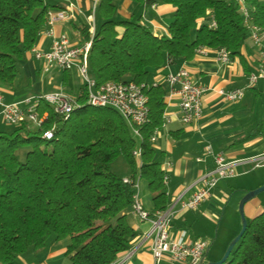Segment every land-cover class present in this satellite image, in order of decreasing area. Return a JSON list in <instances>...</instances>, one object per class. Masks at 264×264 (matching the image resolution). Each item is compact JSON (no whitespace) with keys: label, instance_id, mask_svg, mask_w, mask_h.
<instances>
[{"label":"trees","instance_id":"16d2710c","mask_svg":"<svg viewBox=\"0 0 264 264\" xmlns=\"http://www.w3.org/2000/svg\"><path fill=\"white\" fill-rule=\"evenodd\" d=\"M162 1L174 7L168 36L154 35L137 21L115 20L111 0L99 1L101 24L88 54L97 84L147 83L168 60H189L200 47L239 56L249 41L234 0ZM245 2L253 22L264 29V1ZM49 8L46 0H0L1 85H13L18 62L34 47ZM212 19L215 27H209ZM80 33L88 39L87 26ZM165 93L162 85L146 89L149 114L138 145L115 110L85 103L83 87L75 99L80 106L67 119L40 103L39 113L47 116L39 127L23 122L0 131V264H18V257L39 253L51 238L68 239L64 254L70 264H111L129 250L138 235L130 224L135 188L112 172L110 163L123 156L132 176L138 168L152 192L153 211L167 209L165 174L150 140L162 125ZM52 125L53 137L41 138ZM136 147L138 160L132 154ZM21 148L28 149L23 161L17 157ZM246 220L224 264H264V208Z\"/></svg>","mask_w":264,"mask_h":264},{"label":"crops","instance_id":"0c3cea01","mask_svg":"<svg viewBox=\"0 0 264 264\" xmlns=\"http://www.w3.org/2000/svg\"><path fill=\"white\" fill-rule=\"evenodd\" d=\"M99 1L46 0L50 4L49 10L69 8L71 5L75 17L53 24L51 35L47 33L48 25L46 24L38 35L34 47L26 53L24 59L18 62V74L21 80L27 81L26 90L34 89L35 95H40L39 93L44 89L43 78H41L44 71L41 68V61L34 57L32 50L49 49L53 37L61 34L66 35L73 45L82 44L86 40H83L80 28L87 26L88 30L87 19L92 11L95 32L100 27L101 19L97 13ZM111 2L114 5L115 20L137 21L140 25L149 27L154 35L168 36V26L173 20L172 5L162 0H111ZM117 31L121 33L122 30L118 28ZM182 67L188 70L195 83L211 90L206 91L202 96L200 119L189 124L179 120V99L176 96L165 95L166 106L162 116V119L164 117L165 119L162 120V125L157 129L152 141L155 149L154 159L160 161L164 171L167 208L173 210L168 227L169 236L175 241L187 244L197 238H204L211 244L215 231L222 222V210L226 201L234 195L235 191H239L242 197L247 190L264 184V165L254 167L248 160L249 157L264 153V79L260 78L254 85L247 86L249 74L255 72L257 67L256 56L250 42L247 41L240 50V55L230 57L226 64L217 61L213 53L207 55L195 53L189 60H176L167 66L164 64L153 70L148 76L147 83L151 84L154 80H158L167 91L168 86L163 76L168 72H176ZM53 69L59 68L52 67L48 72ZM61 71L62 78L55 87L64 92L68 78L76 71ZM38 79L40 81L35 83L36 88L32 87V83ZM52 79L53 75L48 80ZM220 88H243L244 94L239 101H226L215 92ZM29 97L32 96L16 91L14 85H0L2 103L21 102ZM7 129H10L9 125L0 117V131ZM205 146H210L213 152H222L227 160L240 159L241 161L234 166L235 175L221 180L212 190L211 196L201 202L196 209H181L179 201L188 199L200 186V176L213 168L211 156L204 154ZM198 157L199 160H197ZM119 176L135 181V192L140 205L144 210L152 212L154 210L152 192L148 182L139 176L138 168L134 176L130 169H125ZM233 179L237 186L228 183ZM221 182L224 184L221 185ZM263 201L254 197L244 204L243 211L246 219L254 217L263 210ZM130 224L138 235L126 251L131 254L125 264H156L149 248L150 238L145 237L150 229V223L140 220L130 212ZM234 227L237 229V224ZM67 244V238L59 241L51 238L39 253H28L20 257L21 263L70 264L68 256L64 254ZM217 259L219 257L209 260ZM157 264L189 263L170 262L167 257H164Z\"/></svg>","mask_w":264,"mask_h":264},{"label":"built area","instance_id":"2783aa9c","mask_svg":"<svg viewBox=\"0 0 264 264\" xmlns=\"http://www.w3.org/2000/svg\"><path fill=\"white\" fill-rule=\"evenodd\" d=\"M234 1L243 16L244 25L248 30V40L257 59L255 72L250 73L247 78V86H252L258 79H264V29L253 22L252 14L245 0ZM46 15L47 33L50 35L52 34L51 27L53 24L75 17L74 9H72L71 5L69 8L48 10ZM87 25L88 39L82 44L73 45L66 35L61 34L53 37L49 49H33V55L37 60L41 61L43 71H48L52 67H57L63 71H76L84 81L85 103L92 107L115 110L127 123L132 134L137 139H141L139 129L148 121L149 114L146 89L150 86L157 87L160 82L154 80L149 84L133 81H105L97 84L88 68V54L91 42L95 36L93 11L87 19ZM209 27H215L213 19L210 21ZM208 53H213L215 59L222 64H226L230 60V54L225 48L211 50L200 47L196 49V54L207 55ZM169 63L170 61L168 60L165 66ZM163 78L168 86L165 95L176 96L179 99V120L184 124H189L200 119L202 115V96L211 89L195 83L191 79L188 70L183 67L176 72L166 73ZM215 92L222 99L233 102L239 101L244 94L243 88H220L216 89ZM40 103L49 105L53 113L60 115L63 119H67L80 106L79 102L70 99L62 90H57L43 95H35L21 102L2 103L0 100V117L5 123L11 125L29 122L39 127L47 116L46 111L39 113L38 107ZM53 129L54 125L44 130L41 133V138L51 139L53 137ZM156 132L157 130L153 132L150 138L151 141H154ZM132 154L136 159H139L140 148L136 147ZM204 154L211 156L214 164L213 168L200 176V186L188 199L179 201V208L181 209H196L201 202L211 196L212 190L221 180L235 175L234 166L241 161L240 159L227 160L222 152H213L210 146H205ZM199 159L198 157L197 160ZM248 160L253 163L254 167H261L264 165V153L249 157ZM165 180L166 177L164 176V182ZM123 181L133 183L136 189L134 180L124 178ZM131 213L140 220L150 223V229L145 237L150 238L149 248L156 264L164 257H167L170 262L197 264L204 257L205 251L210 245L207 239L197 238L192 243L187 244L175 241L169 236L168 227L173 216L171 208L148 212L140 205L135 192L131 204ZM130 254V252H126L111 264H125Z\"/></svg>","mask_w":264,"mask_h":264},{"label":"rangeland","instance_id":"374dc122","mask_svg":"<svg viewBox=\"0 0 264 264\" xmlns=\"http://www.w3.org/2000/svg\"><path fill=\"white\" fill-rule=\"evenodd\" d=\"M52 75H53V79L49 81L48 79ZM20 77L21 76L18 74L13 84L15 86L16 91L25 92L26 95L35 96V90L34 89L26 90L25 85L27 84V81L23 79L21 80ZM41 78H43L44 89L39 94L43 95L45 93L58 90V88H56L55 86L58 84V82L62 78V71L60 69H53L52 71H49V72L44 71L42 72ZM39 81L40 80L38 79V81L33 82L32 87L36 88L35 83ZM83 85H84V81L80 77V75L77 72H73V74H71L70 77L68 78V83L66 85V88L64 89V92H66V94L70 97V99L75 100L77 96L79 95V89L83 87ZM6 124L9 125L10 128L13 127L11 124H8V123ZM31 126L35 127V125L33 124H31ZM136 143L138 145L139 139H137ZM27 150H28L27 148H21L17 151V157L20 161H23L24 154ZM125 169L129 170L127 162L125 161L123 156L116 157L110 163V170L114 172L115 174L120 175ZM228 183L234 186L235 185L237 186L234 179L228 181ZM222 184H224V182H221V185ZM255 188L256 187L252 189H255ZM252 189H249V190H252ZM240 198H241L240 192L235 191L234 195H232V197H230L229 200L226 201V204L224 205V208L222 210V222L216 229L214 240L211 242L209 246V252L207 256L208 259L217 258V257L220 258L222 254L224 253L229 241L239 232L241 228V220H240V215H239V210H238V203L240 201ZM255 198L264 200V191L260 192ZM236 224H237V229L234 227L236 226ZM62 258H63V255L61 256V259ZM16 262L18 264H22L21 258L18 257L16 259Z\"/></svg>","mask_w":264,"mask_h":264},{"label":"water","instance_id":"95a60500","mask_svg":"<svg viewBox=\"0 0 264 264\" xmlns=\"http://www.w3.org/2000/svg\"><path fill=\"white\" fill-rule=\"evenodd\" d=\"M262 191H264V184L256 187L255 189L246 191L244 195L240 198V201L238 203V210H239V215H240V220H241V228L239 232L229 241L222 256L217 260H209L207 258V255L209 252V247H208L205 251L204 257L197 264H224L227 261L233 247L240 239L247 225V220H246V217L243 211L244 204L248 202L249 200H251L252 198L256 197Z\"/></svg>","mask_w":264,"mask_h":264}]
</instances>
